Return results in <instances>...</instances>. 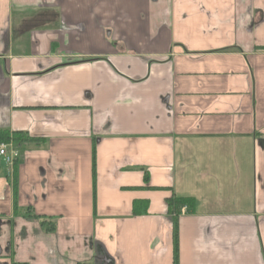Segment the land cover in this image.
I'll list each match as a JSON object with an SVG mask.
<instances>
[{"label":"crops","instance_id":"crops-1","mask_svg":"<svg viewBox=\"0 0 264 264\" xmlns=\"http://www.w3.org/2000/svg\"><path fill=\"white\" fill-rule=\"evenodd\" d=\"M2 131L23 263L264 264V0H0Z\"/></svg>","mask_w":264,"mask_h":264},{"label":"trees","instance_id":"trees-1","mask_svg":"<svg viewBox=\"0 0 264 264\" xmlns=\"http://www.w3.org/2000/svg\"><path fill=\"white\" fill-rule=\"evenodd\" d=\"M12 140L13 143L17 142H26L30 141L31 138L28 137L27 135H21L19 133H15L13 135H9L8 132L2 131L0 132V143L1 142H8ZM17 164H13V215L18 216V215H23L26 218H34L39 221V224L42 228V230L46 233H53L56 231V220L51 217H46L44 215H38V214H32L30 213V209L20 207L18 204V191H17V182H16V177H17ZM94 171V169H93ZM145 179L147 180V176H145ZM166 203L168 205V211L169 212H174L175 214H178L180 212V208L185 205L191 203L190 198H184V197H170L166 199ZM176 217V216H175ZM173 239H174V256L176 257V252H177V230H174L173 233ZM15 264V263H11Z\"/></svg>","mask_w":264,"mask_h":264},{"label":"rangeland","instance_id":"rangeland-1","mask_svg":"<svg viewBox=\"0 0 264 264\" xmlns=\"http://www.w3.org/2000/svg\"><path fill=\"white\" fill-rule=\"evenodd\" d=\"M3 159H0V169H6L7 165L6 162H2ZM0 250H1V254L0 257H2L3 261H7L9 263H15V264H26L23 263L22 261H27L28 259L26 258V256L28 255V253L31 251V249L34 247V249H38L39 247H37V245H35V243L33 242L34 240L32 239V237H30V239H32L33 241H25L23 243H19V245H15L14 243L10 242V237L11 239H17V237H19L22 234V228H18V229H13V231L11 230V227L9 226V223L5 222L1 225L0 227ZM77 240L78 243L82 244L83 240L77 236L74 239V242ZM71 245H73L74 243L70 242ZM71 245H68V247H71ZM44 247V246H43ZM71 250V249H70ZM44 252L43 255L39 256V261L40 264L42 262H45V264H49V259H48V255L47 252L44 250H40L39 252ZM54 256V254H53ZM0 264H5L4 262H0ZM52 264V263H50ZM87 264H93V260L91 261H87Z\"/></svg>","mask_w":264,"mask_h":264},{"label":"built area","instance_id":"built-area-1","mask_svg":"<svg viewBox=\"0 0 264 264\" xmlns=\"http://www.w3.org/2000/svg\"><path fill=\"white\" fill-rule=\"evenodd\" d=\"M16 152H14L12 148V143L8 142H1L0 143V158H2L6 163L12 165L15 159ZM185 205L180 208V213L185 212Z\"/></svg>","mask_w":264,"mask_h":264},{"label":"flooded vegetation","instance_id":"flooded-vegetation-1","mask_svg":"<svg viewBox=\"0 0 264 264\" xmlns=\"http://www.w3.org/2000/svg\"><path fill=\"white\" fill-rule=\"evenodd\" d=\"M0 254H1V250H0ZM100 258V257H99ZM103 259H105V257L102 255L101 259H100V264H103ZM106 260V259H105Z\"/></svg>","mask_w":264,"mask_h":264}]
</instances>
